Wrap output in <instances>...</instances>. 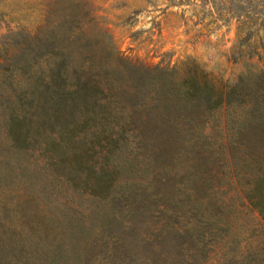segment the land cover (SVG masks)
<instances>
[{"label": "trees", "instance_id": "trees-1", "mask_svg": "<svg viewBox=\"0 0 264 264\" xmlns=\"http://www.w3.org/2000/svg\"><path fill=\"white\" fill-rule=\"evenodd\" d=\"M218 1L244 66L226 90L75 63L67 31L20 41L0 76V187L18 166L16 191L47 206L18 217L0 196V264H264V0Z\"/></svg>", "mask_w": 264, "mask_h": 264}, {"label": "rangeland", "instance_id": "rangeland-1", "mask_svg": "<svg viewBox=\"0 0 264 264\" xmlns=\"http://www.w3.org/2000/svg\"><path fill=\"white\" fill-rule=\"evenodd\" d=\"M215 1L213 6L211 0H0V76L8 75L20 41L60 30L67 31L71 45L79 48L75 63L86 64L92 56L110 65L123 61L148 70L174 68L176 76L193 70L214 89L226 90L244 66L241 58L231 59L238 22L223 21L224 6ZM224 128L223 122L217 129ZM14 170L7 179L9 188L0 187V196L12 195L10 204L19 205L18 217L31 205L41 212L46 198L35 189L42 199L28 203L15 189L23 172L18 166ZM260 222L255 212L245 216L242 237L250 238Z\"/></svg>", "mask_w": 264, "mask_h": 264}]
</instances>
